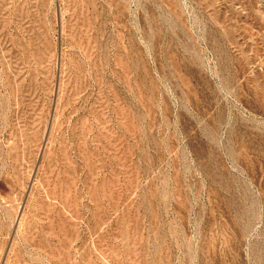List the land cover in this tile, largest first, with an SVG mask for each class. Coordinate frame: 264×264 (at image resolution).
<instances>
[{"label":"rangeland","instance_id":"obj_1","mask_svg":"<svg viewBox=\"0 0 264 264\" xmlns=\"http://www.w3.org/2000/svg\"><path fill=\"white\" fill-rule=\"evenodd\" d=\"M0 264H264V0H0Z\"/></svg>","mask_w":264,"mask_h":264}]
</instances>
